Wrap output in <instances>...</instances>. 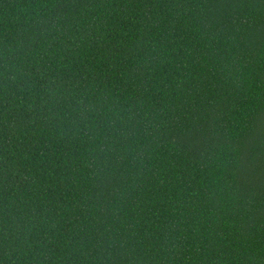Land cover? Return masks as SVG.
Instances as JSON below:
<instances>
[{"label": "trees", "instance_id": "1", "mask_svg": "<svg viewBox=\"0 0 264 264\" xmlns=\"http://www.w3.org/2000/svg\"><path fill=\"white\" fill-rule=\"evenodd\" d=\"M0 264H264V0H0Z\"/></svg>", "mask_w": 264, "mask_h": 264}]
</instances>
